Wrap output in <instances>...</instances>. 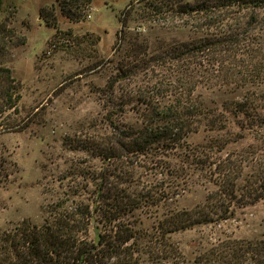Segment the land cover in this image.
<instances>
[{
	"label": "trees",
	"instance_id": "1",
	"mask_svg": "<svg viewBox=\"0 0 264 264\" xmlns=\"http://www.w3.org/2000/svg\"><path fill=\"white\" fill-rule=\"evenodd\" d=\"M261 10L264 0H137L125 8L110 59L115 75L100 90L103 131L93 123L83 138L64 139L101 163L73 166L40 224L24 218L0 231V264H264V238L197 241L190 260L172 238L264 198ZM132 14L152 23L180 18L191 34L150 38L128 29ZM11 37L0 20V134L24 127L19 82L4 62ZM199 86L243 93L219 109ZM202 130L203 142L188 141ZM247 133L252 143L221 154ZM198 186L207 190L203 201L181 207Z\"/></svg>",
	"mask_w": 264,
	"mask_h": 264
},
{
	"label": "rangeland",
	"instance_id": "2",
	"mask_svg": "<svg viewBox=\"0 0 264 264\" xmlns=\"http://www.w3.org/2000/svg\"><path fill=\"white\" fill-rule=\"evenodd\" d=\"M136 1H2L0 20L12 32L10 40L7 38L4 62L19 82L18 116L24 127L0 134V231L24 218L40 224L46 204L71 184L73 177L68 174L73 166L93 169L91 164L83 163L91 159L90 155L70 149L64 139L83 138L93 123L95 132L102 133L99 125L103 124L100 121L104 98L100 90L115 75L110 59L118 44L123 11ZM67 9L73 14L68 16ZM259 17H264V10ZM167 18L152 23L132 14L127 20L128 29L154 39L190 36L191 28L183 25L180 18ZM260 31L264 41V23ZM196 93L207 105L221 109L225 101L238 98L243 90L199 86ZM230 128L239 131L235 124H230ZM208 134L202 130L189 136L188 141L203 142ZM253 140L247 133L221 154L244 148ZM90 161L97 166L101 163L98 158ZM206 192L201 186L195 187L179 199V204L192 207L203 201ZM143 221V225H150L152 219ZM225 237L264 238V198L237 209L226 220L172 234L187 260L194 256L197 241L204 246Z\"/></svg>",
	"mask_w": 264,
	"mask_h": 264
},
{
	"label": "built area",
	"instance_id": "3",
	"mask_svg": "<svg viewBox=\"0 0 264 264\" xmlns=\"http://www.w3.org/2000/svg\"><path fill=\"white\" fill-rule=\"evenodd\" d=\"M89 16H90V15H89ZM89 16H88V17H89Z\"/></svg>",
	"mask_w": 264,
	"mask_h": 264
}]
</instances>
